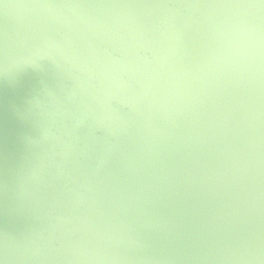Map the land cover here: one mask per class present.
Instances as JSON below:
<instances>
[{"label": "water", "instance_id": "water-1", "mask_svg": "<svg viewBox=\"0 0 264 264\" xmlns=\"http://www.w3.org/2000/svg\"><path fill=\"white\" fill-rule=\"evenodd\" d=\"M0 264H264V0H0Z\"/></svg>", "mask_w": 264, "mask_h": 264}]
</instances>
